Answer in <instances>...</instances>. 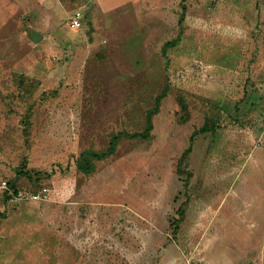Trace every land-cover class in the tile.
Here are the masks:
<instances>
[{
	"label": "rangeland",
	"instance_id": "1",
	"mask_svg": "<svg viewBox=\"0 0 264 264\" xmlns=\"http://www.w3.org/2000/svg\"><path fill=\"white\" fill-rule=\"evenodd\" d=\"M100 1L0 49V264H261L264 0Z\"/></svg>",
	"mask_w": 264,
	"mask_h": 264
},
{
	"label": "crops",
	"instance_id": "2",
	"mask_svg": "<svg viewBox=\"0 0 264 264\" xmlns=\"http://www.w3.org/2000/svg\"><path fill=\"white\" fill-rule=\"evenodd\" d=\"M69 1L70 0H65L63 2L60 0H0V49L9 48L10 51H12L11 48H13V50H18L20 48L21 45L19 42L21 43V41L19 40H22L23 37L21 38L16 35L18 27L22 23L19 19L20 13L24 14L25 16H31V29L39 33L42 36V39L45 40V43H47V36L43 33L42 26H47V28H49L56 24H53V15L51 13H47V10H50L51 7L53 8V12H55V7L59 3V6L64 9L65 15L68 16L72 13V11L73 13L77 11L75 10L76 8L72 10V8L69 6L71 4ZM96 1L98 8H100L101 11H104V3L100 0ZM91 11L92 16H94V11ZM25 16L23 17V20L26 18ZM83 17L84 16L82 14V20ZM260 211L258 207L257 213H260ZM245 212H247V215H252V212L248 209H246ZM262 213H264V210H262ZM251 218L254 219L253 216H251ZM248 228L249 227L247 226V229ZM257 229L264 230V222H262L261 226ZM258 260H261V264H264V255H262Z\"/></svg>",
	"mask_w": 264,
	"mask_h": 264
},
{
	"label": "built area",
	"instance_id": "3",
	"mask_svg": "<svg viewBox=\"0 0 264 264\" xmlns=\"http://www.w3.org/2000/svg\"><path fill=\"white\" fill-rule=\"evenodd\" d=\"M69 29L76 30L82 26V14L79 11L74 12V14L69 18L68 22ZM8 191L7 195L11 202L19 201H30V202H41L46 201L49 198V191L46 187L40 190L34 191L30 189L21 188L15 192Z\"/></svg>",
	"mask_w": 264,
	"mask_h": 264
},
{
	"label": "water",
	"instance_id": "4",
	"mask_svg": "<svg viewBox=\"0 0 264 264\" xmlns=\"http://www.w3.org/2000/svg\"><path fill=\"white\" fill-rule=\"evenodd\" d=\"M28 37L33 43H38L42 39V36L32 29L29 31Z\"/></svg>",
	"mask_w": 264,
	"mask_h": 264
},
{
	"label": "trees",
	"instance_id": "5",
	"mask_svg": "<svg viewBox=\"0 0 264 264\" xmlns=\"http://www.w3.org/2000/svg\"><path fill=\"white\" fill-rule=\"evenodd\" d=\"M187 152H189V151H187ZM187 152H186V153H187ZM184 154H185V153H184ZM183 156H184V155H183ZM19 172H20V173H24V172H23V169H20ZM42 188H43V187H39V188L30 189V190L37 191V190H40V189H42ZM20 189H21V188H20ZM26 189H29V188H26ZM8 190L11 191V192H15L16 190H18V188L15 187L14 185H10V186L8 187ZM5 192L8 193L7 190H6ZM7 196H8V195H7Z\"/></svg>",
	"mask_w": 264,
	"mask_h": 264
}]
</instances>
